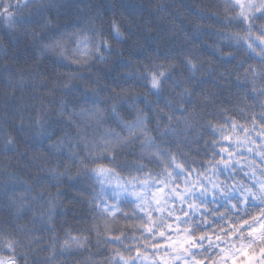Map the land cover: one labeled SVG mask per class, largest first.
Masks as SVG:
<instances>
[{
  "label": "clouds",
  "instance_id": "obj_1",
  "mask_svg": "<svg viewBox=\"0 0 264 264\" xmlns=\"http://www.w3.org/2000/svg\"><path fill=\"white\" fill-rule=\"evenodd\" d=\"M0 264H264V0H0Z\"/></svg>",
  "mask_w": 264,
  "mask_h": 264
}]
</instances>
